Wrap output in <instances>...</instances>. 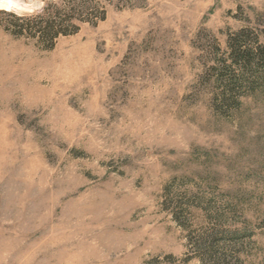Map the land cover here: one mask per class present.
Instances as JSON below:
<instances>
[{
	"label": "rangeland",
	"instance_id": "374dc122",
	"mask_svg": "<svg viewBox=\"0 0 264 264\" xmlns=\"http://www.w3.org/2000/svg\"><path fill=\"white\" fill-rule=\"evenodd\" d=\"M263 52L264 0H1L0 264H264Z\"/></svg>",
	"mask_w": 264,
	"mask_h": 264
},
{
	"label": "trees",
	"instance_id": "16d2710c",
	"mask_svg": "<svg viewBox=\"0 0 264 264\" xmlns=\"http://www.w3.org/2000/svg\"><path fill=\"white\" fill-rule=\"evenodd\" d=\"M79 7H73L66 11L65 15L62 12L57 11L53 6L46 7L43 12L31 16L28 21L29 28L36 29L37 37L41 41L54 42L57 38L61 36H70L77 33L79 26L76 24V20H80L77 14L79 13ZM262 61L264 62V52L262 56Z\"/></svg>",
	"mask_w": 264,
	"mask_h": 264
},
{
	"label": "bare ground",
	"instance_id": "6f19581e",
	"mask_svg": "<svg viewBox=\"0 0 264 264\" xmlns=\"http://www.w3.org/2000/svg\"><path fill=\"white\" fill-rule=\"evenodd\" d=\"M1 1V0H0Z\"/></svg>",
	"mask_w": 264,
	"mask_h": 264
}]
</instances>
